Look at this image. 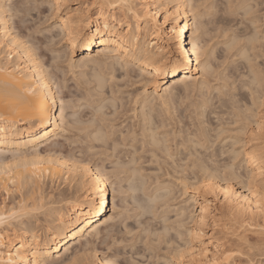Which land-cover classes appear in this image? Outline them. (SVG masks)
I'll list each match as a JSON object with an SVG mask.
<instances>
[{
	"label": "snow or ice",
	"instance_id": "snow-or-ice-1",
	"mask_svg": "<svg viewBox=\"0 0 264 264\" xmlns=\"http://www.w3.org/2000/svg\"><path fill=\"white\" fill-rule=\"evenodd\" d=\"M74 7L85 14L98 9L103 15L105 8L119 12L121 32L132 27L133 20L152 18L141 0H93L90 5L77 3ZM190 7L195 19L186 27L192 41L185 38L183 46L176 41L171 58L156 72L157 82L161 73L174 77L191 71L195 64L197 72L215 86L205 97V111L212 103L208 96L217 95L236 121L230 126L243 129L241 143L233 142L230 151L219 147L223 127L216 126L218 116L199 128L193 123L185 131L182 124L173 128L162 113L163 126L153 120L143 130L126 131L116 119L120 111L114 100L116 92L108 93L110 84L115 87L116 74L109 80L103 69L97 71L85 104L93 115L75 126L66 125L64 132L69 137L66 148L79 150L78 162L86 169L103 165L113 187V214L105 221L107 231L101 237L103 255L98 252L91 264H264V102L257 114L255 99L256 94L264 96V0H200ZM67 9L68 0H0V103L36 113L33 122L47 118L52 124L56 96L61 97V112L65 104H84L69 93L71 88L79 95L74 85L82 91L84 81L74 79L79 74L77 45L67 32ZM210 29H214L210 35L222 43L205 42L204 34ZM99 32L97 29L93 39L99 38ZM86 38L87 33L80 35L79 42ZM29 72L32 86H25L18 77ZM141 87V95L151 94L147 85ZM241 90L253 92V99L245 103L247 96L241 100ZM141 95L136 96L137 102ZM65 96L69 98L65 100ZM157 98L160 104L154 99L146 106V114L151 111L154 115L156 107L167 108L165 98ZM217 110L211 109L213 114ZM23 160L27 163L28 157ZM35 168L33 163L29 173L25 167L23 179L42 180ZM15 183L13 180L12 185ZM6 190L0 186V191ZM17 192L24 195L23 185ZM15 199L9 193L0 204V224L42 211L24 204L18 208ZM257 222L262 225L259 231ZM0 264H14L11 253Z\"/></svg>",
	"mask_w": 264,
	"mask_h": 264
},
{
	"label": "bare ground",
	"instance_id": "bare-ground-1",
	"mask_svg": "<svg viewBox=\"0 0 264 264\" xmlns=\"http://www.w3.org/2000/svg\"><path fill=\"white\" fill-rule=\"evenodd\" d=\"M199 1L141 0L144 7L152 13V18L140 22L133 20L131 22L132 27H125L123 32L120 31L122 17L119 12L105 8L103 15L98 9L85 14L81 9L69 6L65 15L68 17L67 32L72 34V43L77 45L74 49L76 66L77 64L82 66V64L92 63L96 68L95 74L103 69L109 80H112L113 74H116L115 80L123 76L131 77L132 73L142 77L145 82L144 85L148 86L151 93L141 95V101L144 102L142 108L151 105L154 99L159 101L158 96H163L165 98L163 103L167 104L172 91L180 89L176 88L179 84L184 91L188 90L190 85L199 89L208 87L206 76L197 72L195 64L192 65L191 71L181 72L174 77L172 74L161 73L158 82L156 78V72L163 67V62L171 58L176 41L179 40L181 46H183L185 38L189 42L192 41V33L186 26L195 19L194 10L190 5L199 3ZM69 2L72 5L77 3L90 5L93 0H68ZM186 5L189 7L186 8ZM74 13L77 15L74 16ZM112 16L116 17L115 21L111 19ZM105 23L108 24L107 29L104 28ZM97 29L100 30L99 38L93 39ZM85 33H87V38L83 43H80L79 36ZM125 48L128 49L126 53L121 51ZM129 67L131 71L127 70ZM121 72L124 75H120ZM196 76H200V79L197 80ZM30 77L31 73L29 72L23 77H18V79H22L25 86H32ZM39 95L40 92L37 89V96ZM55 99L57 105L53 108L55 115L52 117L51 125H49L47 118L43 120L36 118L33 122V118L37 116L36 113L16 111L0 103V116L4 117V119H0V186L6 188V192L9 194L12 190L9 185L15 180L16 189L23 185L25 192L28 190V194L25 193L26 195L20 196L19 200L15 202L18 208L20 204H24L26 207H29L31 203V205L36 204H33V201L29 203L26 199L30 193L41 188V182L44 178L54 181L56 177L68 185L75 184L79 194L75 195L69 205H59L52 208L50 211L53 216L52 223L44 229H35L33 225L24 227L21 226L22 222H18V233L14 234L8 228V226H12L11 223L0 224V237H2L0 252L3 253L0 260L3 261L9 259V253H11L14 264H28L29 261L31 264H49V260L53 258L55 260H62V258L73 260L76 257L75 254H72V249L81 245L86 237L96 235L98 224L106 215L109 205L110 182L105 170L93 165L86 169L83 167V163L76 161L77 159L74 160L75 158L60 157L56 155L55 151L51 152L50 149L43 148L49 144H56L62 133L65 132L67 124L64 109L68 106L64 107L63 112H61L59 107L61 98L56 96ZM257 99L258 114L259 105L264 102V96L260 100ZM202 102L201 105L205 103V100L204 103ZM203 112L204 110L201 111L200 115L203 116ZM142 114L143 120H150L151 124L153 121L151 113L146 114L143 111ZM214 114L218 115L217 111ZM205 122L202 121L201 123ZM58 123L60 124L59 129L57 128ZM201 123L199 124L201 125ZM199 124L198 128L200 127ZM245 127L248 125L245 124ZM241 131H243L242 128L231 130V128L223 127L219 147L222 150L230 151L233 142L241 143L239 137ZM249 131H251L250 128ZM41 148L44 149V152H41ZM23 157H28L27 163ZM39 157L44 159L40 160ZM33 163L36 164L37 177L42 174V180L39 178L32 179L30 176L27 180L23 179L25 167L31 173ZM237 191L240 190L237 189ZM243 195L244 193H241V201ZM32 197L29 196L31 200ZM29 198L28 200H30ZM232 199L235 200V196H232ZM180 211L183 212L184 209L181 208ZM255 226L261 227L262 225L257 222ZM93 256L95 260L97 258L96 252Z\"/></svg>",
	"mask_w": 264,
	"mask_h": 264
},
{
	"label": "rangeland",
	"instance_id": "rangeland-1",
	"mask_svg": "<svg viewBox=\"0 0 264 264\" xmlns=\"http://www.w3.org/2000/svg\"><path fill=\"white\" fill-rule=\"evenodd\" d=\"M200 2V1H199ZM90 3V1H88ZM86 3V4H88ZM69 6L72 8L74 7V4L68 3ZM214 29H210L208 33L204 34V40L206 43L209 45L213 43H222V39L218 40L216 37L211 36V32H213ZM96 53V52H95ZM77 72L79 73L74 77L75 81L80 82L81 80L84 81L83 84V90L81 91L79 89L78 84L74 85V87H77V90L79 91V95H76L75 93L72 92V89L69 88V93L71 95H75L76 101H84V104L81 103H73L71 106L65 104L64 107V115H65V121L67 122L66 125H73L75 126L78 121L81 120H86L90 116L93 115L90 111H88L87 107H85V104L88 103L89 96L92 94V83L93 80L92 78L95 76V65L92 63H88L87 65L81 66V64H77L76 66ZM94 75V76H93ZM206 82L208 87H204L199 89L196 86L190 85L189 89L184 91L182 89L181 84L177 85L176 88H180L179 90H173L170 99L167 101V108L161 109L160 107H156L155 109V114L150 111L152 115V120H155L158 122V126H163L164 125V120L161 119L162 113L164 114V119L170 123L173 128H178L181 124L183 125V128L185 131L188 130V128L195 123L196 126H198L199 123L202 121L205 122L206 118L208 120H213L214 116L219 117L220 123H218L216 126L222 125L225 128H231L233 129L230 125L236 123V121L233 119L231 114L228 112V105L227 104H222L220 98L213 94L211 96H208V99L212 102L209 105V111H205V97L209 91L210 87H215L212 83V80L209 79L206 76ZM144 80L140 76H135L134 73H132V76L129 77L127 76V80L125 81V76L123 77H118L115 80V87L110 84L108 93L109 96H111V91L113 90L116 92V96L114 97V100L119 104L120 106V111L119 114L117 115L116 119L118 124L123 127L126 131L127 130H134L136 128H140L143 130V126L145 123H148L150 125V120H143V114L142 112L145 110V108H142V101L137 102L136 101V96L141 95L143 93V88L141 85H144ZM249 84H251V81H249ZM137 89H140L138 92ZM257 90L254 88V92ZM253 92L245 93L243 90L240 91L239 96L241 100L244 99L245 96H247V101L245 103L250 102L253 99ZM60 97V96H59ZM263 96H260L259 94L255 95L256 101H258L262 98ZM61 98V97H60ZM65 100H67L69 97L65 96L63 97ZM203 101V102H202ZM201 102L204 103L201 105ZM156 104L159 105L160 101H156ZM215 107L217 110L218 115L213 114L211 109ZM204 110L203 116L200 115L201 111ZM111 115V114H109ZM74 117H77L78 120L73 119ZM200 126V124H199ZM69 139L64 132L60 136V139L57 140L56 144H49L46 147H43L44 149H50L51 152L55 151L56 155H59L60 157H66L68 158L69 156L71 158H75L74 160L79 161V150L76 149L75 152L73 149L66 148V142ZM43 148H41V152H44ZM93 166H99L103 170V165H93ZM109 182H110V187H109V205L106 211L105 215V220L109 216H112L113 214V207H112V193H113V187L112 183L110 181L109 177ZM11 193L12 196H14L16 199L13 201L14 203L19 200L20 194L17 192V189L20 188H15L14 185L11 184ZM24 194L28 192H25V189H23ZM116 191H119V188L117 187ZM77 192V187L76 185H68V183H64L62 179L60 178H54V181L50 180L49 178H44L41 182V188L36 189L35 192L30 193L31 196H33L32 200L26 199L29 203L33 201V204L36 203L35 205L29 204L27 201V204L30 206H35L38 208H41L42 211L38 213H32L30 215L24 216V218H19L17 221L14 223H11L12 226H8L9 229L13 231L14 234L18 233V222H22L21 226H26V225H33L35 229H44L47 226H49L52 223L53 216L51 214V209L54 207H57L59 205H69L70 202H72L73 198L75 195L79 194ZM29 193V192H28ZM27 193V194H28ZM8 192L6 191H0V204H3L4 199L6 196H8ZM26 195V194H25ZM26 198V197H25ZM36 198V199H35ZM35 199V201H34ZM29 206V207H30ZM10 207V205H9ZM119 207V206H118ZM101 220L98 224V233L93 236H88L86 239L82 242L81 245H77L72 249V254H75V260L77 261V264H91V261L94 260V253L96 254L99 252L100 255H103V250H102V245H103V240L101 237L103 234L107 231V228L105 226V220ZM109 219V218H108ZM257 231H259L260 226H255ZM100 245V246H98ZM54 261L60 262V264H69L70 259L62 258L61 259H52L49 260V264H53Z\"/></svg>",
	"mask_w": 264,
	"mask_h": 264
}]
</instances>
